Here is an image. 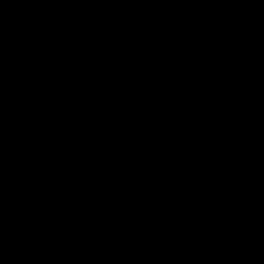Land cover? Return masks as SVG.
<instances>
[{
  "label": "trees",
  "instance_id": "trees-1",
  "mask_svg": "<svg viewBox=\"0 0 264 264\" xmlns=\"http://www.w3.org/2000/svg\"><path fill=\"white\" fill-rule=\"evenodd\" d=\"M0 264H264V0H0Z\"/></svg>",
  "mask_w": 264,
  "mask_h": 264
}]
</instances>
